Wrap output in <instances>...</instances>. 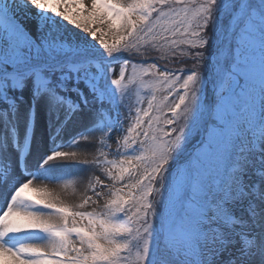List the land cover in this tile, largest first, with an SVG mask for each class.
I'll return each mask as SVG.
<instances>
[{
  "label": "snow or ice",
  "instance_id": "6c2138e0",
  "mask_svg": "<svg viewBox=\"0 0 264 264\" xmlns=\"http://www.w3.org/2000/svg\"><path fill=\"white\" fill-rule=\"evenodd\" d=\"M0 264H264V0H0Z\"/></svg>",
  "mask_w": 264,
  "mask_h": 264
},
{
  "label": "bare ground",
  "instance_id": "6f19581e",
  "mask_svg": "<svg viewBox=\"0 0 264 264\" xmlns=\"http://www.w3.org/2000/svg\"><path fill=\"white\" fill-rule=\"evenodd\" d=\"M84 128L85 124L82 121H74L69 124L61 136L57 137L55 141H50L49 136L51 132L47 126V117L42 112L40 115L39 129L36 134L37 139L29 153L28 166L32 171L37 172V179L48 180L43 182V186L47 187L49 191L63 193L70 207L78 202L77 199L80 196V191L83 190L84 183L87 182L85 180L81 183V178L88 175L90 167L84 163L71 160L53 161L43 168H40V163L57 146L64 148L61 150H69V147H83L84 145H72V140ZM8 158L11 159V156ZM39 183L38 181H34L33 185H30V188L25 190V194L35 196L36 193L30 191V189ZM93 209H95V205L84 210L92 211ZM23 239H33L37 242H42L43 238L24 237Z\"/></svg>",
  "mask_w": 264,
  "mask_h": 264
},
{
  "label": "rangeland",
  "instance_id": "374dc122",
  "mask_svg": "<svg viewBox=\"0 0 264 264\" xmlns=\"http://www.w3.org/2000/svg\"><path fill=\"white\" fill-rule=\"evenodd\" d=\"M86 6L90 7V0H85ZM106 40H108L109 43H111V37L106 36ZM127 84V82H125ZM128 88L131 89V91L128 94L129 102L136 107H147V100L151 93H149L146 89L139 88L138 86L128 85ZM159 95V94H158ZM165 113H168V109H165ZM83 190L80 191V194ZM91 195V193L89 194ZM95 199V197H93ZM79 203V197H78ZM96 207V206H95ZM89 207H86L85 209H88ZM84 210V209H83Z\"/></svg>",
  "mask_w": 264,
  "mask_h": 264
}]
</instances>
